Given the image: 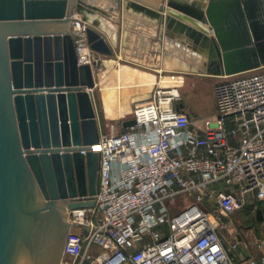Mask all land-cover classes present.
<instances>
[{
	"label": "water",
	"instance_id": "obj_1",
	"mask_svg": "<svg viewBox=\"0 0 264 264\" xmlns=\"http://www.w3.org/2000/svg\"><path fill=\"white\" fill-rule=\"evenodd\" d=\"M91 1L0 0V264H60L66 209L95 205L98 153L89 146L99 129L89 91L98 64L77 65L73 14L98 55L115 56L100 17L124 5L156 22L179 72L220 78L264 66V0H165L156 9L111 0L107 11Z\"/></svg>",
	"mask_w": 264,
	"mask_h": 264
},
{
	"label": "built area",
	"instance_id": "obj_2",
	"mask_svg": "<svg viewBox=\"0 0 264 264\" xmlns=\"http://www.w3.org/2000/svg\"><path fill=\"white\" fill-rule=\"evenodd\" d=\"M87 27L72 15L77 65L93 67L99 55ZM183 74L159 77L132 108L133 126L109 124L89 146L98 153V190L92 208L66 209V264H264V239L255 242L258 258L235 261L239 241L226 246L217 232L248 197L264 208V66L220 77L216 114L204 120L177 107ZM179 194L184 206L172 215Z\"/></svg>",
	"mask_w": 264,
	"mask_h": 264
},
{
	"label": "rangeland",
	"instance_id": "obj_3",
	"mask_svg": "<svg viewBox=\"0 0 264 264\" xmlns=\"http://www.w3.org/2000/svg\"><path fill=\"white\" fill-rule=\"evenodd\" d=\"M154 47L155 59L158 53V46L155 45ZM99 57H101L102 61L94 68L93 75L95 87L90 91V95L93 97L96 112L95 117L97 114L96 120L101 133H107L109 131V124H115L117 131L122 130L120 124L121 120H106L104 118V110L109 118H112V115L109 114H113L114 118L120 117L121 115L125 116V118L130 117L132 111L130 108L131 103L129 105L125 104L124 107L120 100L127 102L130 100L133 101L134 99L146 98L153 88V83H158L160 80L159 77H165L172 75L174 72H178V69H159L155 68V66L145 68L124 62H120L121 64H119V62H113L106 68L103 60L115 61V58L103 55H99ZM121 65H126L128 67H122ZM108 67L112 69L107 70ZM119 69H121V81L115 79L116 76L117 78L120 76ZM183 76L184 83L180 88L181 98L179 101L181 105L188 110L195 120H204L214 116L216 114V108L213 89L215 84L221 79L215 77H202L189 71H186ZM117 83L127 86L146 85L144 87L135 86L126 88L120 93L119 89L115 90L113 88ZM147 84L149 85L147 86ZM103 85H106L107 88ZM124 112H126V114ZM228 130H230V127H228ZM184 197V194H179L175 197V206H170L172 215L178 213L184 206ZM256 202L257 201L253 197H248L246 205L242 210L229 217H223L220 223L221 226L217 229L225 245L228 244V246H231L235 241H239V245H237L234 250H241L240 252L242 255L247 254L254 258L258 257L260 254L255 247V242L264 239V219L259 221L256 217L257 211L254 207ZM166 203L169 205V201H166ZM84 233L86 235L87 231L85 230ZM60 264H66V260L63 258Z\"/></svg>",
	"mask_w": 264,
	"mask_h": 264
},
{
	"label": "crops",
	"instance_id": "obj_4",
	"mask_svg": "<svg viewBox=\"0 0 264 264\" xmlns=\"http://www.w3.org/2000/svg\"><path fill=\"white\" fill-rule=\"evenodd\" d=\"M123 1V0H121ZM137 2L143 6L149 7V8H158L161 3H164L165 0H130ZM91 3L95 4L98 8L107 11V9L110 6H114L111 0H92ZM92 17V16H91ZM102 24L104 25V30L102 32L104 33L107 40L113 43V49L115 51V61L110 60H103L104 66L107 68L111 63L124 62L127 64L140 66V67H153L155 68H161V69H176V66H181L180 63L175 59H170L169 54H167L166 47L163 43V40L160 39V29L156 22H154L151 18L148 16L136 12L133 9L125 8L124 5L121 6L120 11L111 13L110 18L100 17ZM156 41V43H155ZM158 46L157 49V55L154 59V51L155 47ZM169 53V52H168ZM102 59L99 57V61H96V64H100ZM106 62V63H105ZM97 65V66H98ZM122 67H128L126 65H121ZM111 67H108L107 70H111ZM120 76L115 79L121 81V69ZM160 71V70H159ZM115 72V71H114ZM118 81V82H119ZM146 84L141 85H135L136 87H144ZM149 84H147L148 86ZM133 86H127L122 85L121 83H117L113 86L115 90L119 89V92L121 93L126 88L135 87ZM89 93H91L89 91ZM149 94V93H148ZM149 96V95H148ZM143 99H134L133 101H122L120 102L124 105L130 104V108L132 109L136 104L144 102L147 98ZM102 99V98H101ZM122 99V98H121ZM91 100L93 103V97L91 95ZM104 103V102H103ZM93 107L95 110V105L93 103ZM177 107L186 113L191 119H193L192 115L188 112L186 108H184L181 103L179 102L177 104ZM125 109V108H124ZM130 110V109H129ZM128 112V111H127ZM96 113V112H95ZM126 114V112H124ZM128 114V113H127ZM109 118L106 115V112L104 110V118L108 121H117L120 120V117H113ZM130 117L125 118L123 116V119L130 120ZM97 119V114H96ZM125 120V121H126ZM123 121H121L122 123ZM122 128V126H121ZM99 129V127H98ZM123 129V128H122ZM99 134H101V131L99 130ZM227 190H230L231 188H224ZM228 246V244L226 245ZM241 250H232L230 252V257L235 261H240L245 258L251 257L246 255H242Z\"/></svg>",
	"mask_w": 264,
	"mask_h": 264
},
{
	"label": "trees",
	"instance_id": "obj_5",
	"mask_svg": "<svg viewBox=\"0 0 264 264\" xmlns=\"http://www.w3.org/2000/svg\"><path fill=\"white\" fill-rule=\"evenodd\" d=\"M255 209H256V217L259 221H262V219H264V208L261 206L260 203L256 202L254 205ZM242 210V209H241ZM240 211V210H239ZM258 258V257H256Z\"/></svg>",
	"mask_w": 264,
	"mask_h": 264
},
{
	"label": "bare ground",
	"instance_id": "obj_6",
	"mask_svg": "<svg viewBox=\"0 0 264 264\" xmlns=\"http://www.w3.org/2000/svg\"><path fill=\"white\" fill-rule=\"evenodd\" d=\"M127 10H128V9H127ZM171 60H172V59H171ZM176 69H180V66L177 65V66H176ZM184 73H185V72H184ZM165 80H166V78H165L164 81L162 82V84H164V85H165V83H166ZM153 84H154V83H153ZM103 86L106 87V85H103ZM109 87H110V86H109ZM106 88H107V87H106ZM105 90H106V89H105ZM109 93H110V92H109ZM109 93H108V94H109ZM108 97H109V96H108ZM121 116H122V115H121Z\"/></svg>",
	"mask_w": 264,
	"mask_h": 264
}]
</instances>
